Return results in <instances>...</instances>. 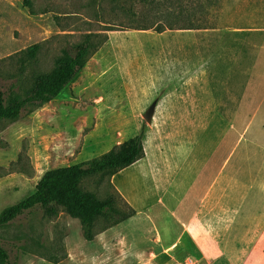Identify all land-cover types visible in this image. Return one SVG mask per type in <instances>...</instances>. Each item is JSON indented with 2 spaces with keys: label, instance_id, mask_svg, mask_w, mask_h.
<instances>
[{
  "label": "rangeland",
  "instance_id": "1",
  "mask_svg": "<svg viewBox=\"0 0 264 264\" xmlns=\"http://www.w3.org/2000/svg\"><path fill=\"white\" fill-rule=\"evenodd\" d=\"M85 39L96 50L57 97L0 122V211L46 172L146 131L142 116L153 102V128L177 145L189 146L218 116L233 126L223 146L264 148V0H0V91L25 94ZM139 166L115 180L138 208L155 201ZM80 188L111 198L116 213L97 218L87 239L63 209L49 216L35 207L0 228L10 264H190L157 256L147 220L131 217L111 177H87ZM259 237L249 251H213L211 261L191 264H264Z\"/></svg>",
  "mask_w": 264,
  "mask_h": 264
},
{
  "label": "crops",
  "instance_id": "2",
  "mask_svg": "<svg viewBox=\"0 0 264 264\" xmlns=\"http://www.w3.org/2000/svg\"><path fill=\"white\" fill-rule=\"evenodd\" d=\"M222 119L211 120L209 128L188 146L177 145L168 134L159 136L153 128L154 113L145 131L143 154L130 165L145 168L155 193L153 203L135 207L115 185L127 167L111 177L131 217L147 220L159 248L157 256L173 263L187 259L209 262L213 251H249V245L258 244L259 236H264V148L223 146L226 129L233 131V126L223 125L226 121ZM220 127L223 132L218 131ZM163 148L165 174L159 167Z\"/></svg>",
  "mask_w": 264,
  "mask_h": 264
},
{
  "label": "trees",
  "instance_id": "3",
  "mask_svg": "<svg viewBox=\"0 0 264 264\" xmlns=\"http://www.w3.org/2000/svg\"><path fill=\"white\" fill-rule=\"evenodd\" d=\"M34 50L35 47L29 55H34ZM95 50L96 46L85 39L75 45L72 52L63 51L50 73L35 76L32 87L25 94L14 93L13 89L8 94L0 91V122H15L24 112L28 113L57 97ZM144 137L145 129L141 127L137 136L94 159L46 172L28 196L0 211V228L35 207L43 209L49 216L63 209L80 222L85 238L91 239L97 218L115 214L116 210L111 198L97 199L93 193L80 188L81 182L97 174L112 177L135 163L143 154ZM0 264H10L1 242Z\"/></svg>",
  "mask_w": 264,
  "mask_h": 264
},
{
  "label": "water",
  "instance_id": "4",
  "mask_svg": "<svg viewBox=\"0 0 264 264\" xmlns=\"http://www.w3.org/2000/svg\"><path fill=\"white\" fill-rule=\"evenodd\" d=\"M156 104L157 102H153L149 107L148 109L144 112L142 118L143 120L148 123V124H151V121H152V117L155 113V108H156Z\"/></svg>",
  "mask_w": 264,
  "mask_h": 264
},
{
  "label": "built area",
  "instance_id": "5",
  "mask_svg": "<svg viewBox=\"0 0 264 264\" xmlns=\"http://www.w3.org/2000/svg\"><path fill=\"white\" fill-rule=\"evenodd\" d=\"M188 263H190L191 264V260H189V262Z\"/></svg>",
  "mask_w": 264,
  "mask_h": 264
}]
</instances>
